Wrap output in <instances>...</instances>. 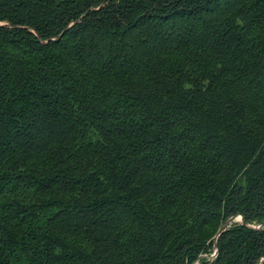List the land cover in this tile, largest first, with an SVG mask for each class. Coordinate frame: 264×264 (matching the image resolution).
<instances>
[{
	"label": "trees",
	"instance_id": "16d2710c",
	"mask_svg": "<svg viewBox=\"0 0 264 264\" xmlns=\"http://www.w3.org/2000/svg\"><path fill=\"white\" fill-rule=\"evenodd\" d=\"M0 264H264V0H0Z\"/></svg>",
	"mask_w": 264,
	"mask_h": 264
},
{
	"label": "water",
	"instance_id": "95a60500",
	"mask_svg": "<svg viewBox=\"0 0 264 264\" xmlns=\"http://www.w3.org/2000/svg\"><path fill=\"white\" fill-rule=\"evenodd\" d=\"M238 219H241L240 221H242L244 218L242 215H237L235 217H232L230 218L229 220H227L225 222V224L223 226H221V228L219 229V232L217 234V238L220 236V234L229 226H231L232 223L234 222H238L239 220Z\"/></svg>",
	"mask_w": 264,
	"mask_h": 264
},
{
	"label": "rangeland",
	"instance_id": "374dc122",
	"mask_svg": "<svg viewBox=\"0 0 264 264\" xmlns=\"http://www.w3.org/2000/svg\"><path fill=\"white\" fill-rule=\"evenodd\" d=\"M238 220H239L238 222H240L241 219H238ZM217 233H218V232H217ZM216 238H217V235H216Z\"/></svg>",
	"mask_w": 264,
	"mask_h": 264
}]
</instances>
